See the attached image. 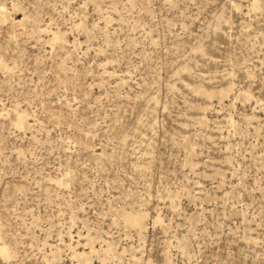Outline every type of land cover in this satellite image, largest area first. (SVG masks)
Wrapping results in <instances>:
<instances>
[{
  "label": "rangeland",
  "instance_id": "obj_1",
  "mask_svg": "<svg viewBox=\"0 0 264 264\" xmlns=\"http://www.w3.org/2000/svg\"><path fill=\"white\" fill-rule=\"evenodd\" d=\"M0 264H264V0H0Z\"/></svg>",
  "mask_w": 264,
  "mask_h": 264
},
{
  "label": "bare ground",
  "instance_id": "obj_2",
  "mask_svg": "<svg viewBox=\"0 0 264 264\" xmlns=\"http://www.w3.org/2000/svg\"><path fill=\"white\" fill-rule=\"evenodd\" d=\"M138 217H139V219H138ZM137 218L135 217V218H130V217H128L127 219L129 220V223H130V225H132L133 224V226L134 225H140V222L142 221V219L140 218V216H138ZM142 217V216H141ZM141 219V220H140ZM141 226V225H140ZM135 227H138V226H135Z\"/></svg>",
  "mask_w": 264,
  "mask_h": 264
}]
</instances>
